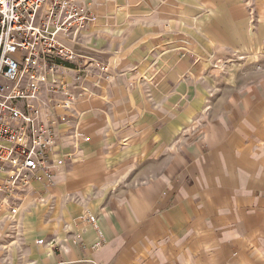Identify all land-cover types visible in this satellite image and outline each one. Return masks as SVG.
Returning <instances> with one entry per match:
<instances>
[{
	"label": "crops",
	"instance_id": "1",
	"mask_svg": "<svg viewBox=\"0 0 264 264\" xmlns=\"http://www.w3.org/2000/svg\"><path fill=\"white\" fill-rule=\"evenodd\" d=\"M90 1L89 139L0 219V264H264V0Z\"/></svg>",
	"mask_w": 264,
	"mask_h": 264
},
{
	"label": "built area",
	"instance_id": "2",
	"mask_svg": "<svg viewBox=\"0 0 264 264\" xmlns=\"http://www.w3.org/2000/svg\"><path fill=\"white\" fill-rule=\"evenodd\" d=\"M96 18L90 0H0V219L14 222L31 182L53 183L89 139L71 116L108 77L103 60L81 51ZM60 124L75 140L66 152L55 150Z\"/></svg>",
	"mask_w": 264,
	"mask_h": 264
},
{
	"label": "rangeland",
	"instance_id": "3",
	"mask_svg": "<svg viewBox=\"0 0 264 264\" xmlns=\"http://www.w3.org/2000/svg\"><path fill=\"white\" fill-rule=\"evenodd\" d=\"M229 61H231V60L228 59V62ZM217 62H218V66L216 67V72L218 71V73H221V72H223V68H225L224 65H226L228 62L227 61H222V60H217ZM213 100H216V98L213 99Z\"/></svg>",
	"mask_w": 264,
	"mask_h": 264
}]
</instances>
